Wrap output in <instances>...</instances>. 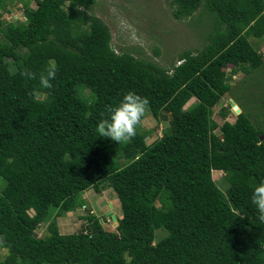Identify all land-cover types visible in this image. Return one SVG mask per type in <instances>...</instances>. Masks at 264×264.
Returning <instances> with one entry per match:
<instances>
[{
	"label": "trees",
	"instance_id": "16d2710c",
	"mask_svg": "<svg viewBox=\"0 0 264 264\" xmlns=\"http://www.w3.org/2000/svg\"><path fill=\"white\" fill-rule=\"evenodd\" d=\"M97 1L37 0L25 20L5 23L0 0L3 264H264V224L251 203L264 180V128L248 102L234 122L213 117L235 73L264 69L250 40H264V0H172L179 19L211 15L204 45L172 67L118 51ZM49 61L58 69L51 89L20 75ZM128 91L146 97L157 120L170 115L160 138L149 143L140 126L127 143L99 137L106 105ZM230 111L221 107L223 117ZM103 183L120 201L116 230L92 213L79 231L62 233L58 218L85 207L83 193Z\"/></svg>",
	"mask_w": 264,
	"mask_h": 264
},
{
	"label": "rangeland",
	"instance_id": "374dc122",
	"mask_svg": "<svg viewBox=\"0 0 264 264\" xmlns=\"http://www.w3.org/2000/svg\"><path fill=\"white\" fill-rule=\"evenodd\" d=\"M171 2L172 0H98L93 11L110 26L113 45L118 51L121 48L134 49L137 50L135 53L141 57L153 59L165 67H172L178 63L179 56L184 50L204 45V36L211 30V15L205 11L201 13L200 10L196 12L194 18L179 19L173 14L174 7ZM6 3V8L2 9L5 23L25 20V10L37 6V0H6ZM250 40L264 55V40L259 41L254 38ZM231 83L234 91L225 95L220 105L215 107L214 119L219 125L226 120L234 122L237 114L233 111V103L239 105L241 102H248L251 113L255 114L254 121L264 128V112H261L264 104L259 106L260 99L264 96V69L250 75L242 72L235 73ZM194 101L191 100L186 107ZM221 107L231 108L226 117L222 116ZM165 116L159 121L151 110L147 109L140 128L147 134L149 143L169 130L170 115L165 114ZM219 130L218 128L217 131ZM223 176L224 173L221 171L214 172L215 180L222 190L226 191L229 183L223 180ZM0 183H3L2 178ZM101 189L97 191L92 188L84 192L86 206L58 218L62 233L79 231L87 222L85 216L92 213L100 217L101 222L105 220L103 225L108 230H116V222L108 215V212L112 210L117 217L121 216L119 198L108 183H103ZM46 232L47 223L37 229L39 236L45 235ZM161 235L162 233L159 234ZM7 253V248L0 250V264H3Z\"/></svg>",
	"mask_w": 264,
	"mask_h": 264
},
{
	"label": "clouds",
	"instance_id": "9594fccd",
	"mask_svg": "<svg viewBox=\"0 0 264 264\" xmlns=\"http://www.w3.org/2000/svg\"><path fill=\"white\" fill-rule=\"evenodd\" d=\"M57 71L55 62L49 61L48 66L39 73L24 68L20 75L29 80L38 79L41 88L51 89ZM38 94L36 89L29 92V96L33 97H37ZM148 104L149 101L146 97H142L134 91H128L117 104L106 105V115L102 113L103 118L98 121L96 127L99 137L110 139L117 144L130 142L137 134V129L141 125ZM251 203L257 210V219L264 224V180L254 186Z\"/></svg>",
	"mask_w": 264,
	"mask_h": 264
},
{
	"label": "water",
	"instance_id": "95a60500",
	"mask_svg": "<svg viewBox=\"0 0 264 264\" xmlns=\"http://www.w3.org/2000/svg\"><path fill=\"white\" fill-rule=\"evenodd\" d=\"M233 111H234L236 114H240L242 110H241V108L239 107V105H237L236 103H233ZM111 208H113V204H112V203H111ZM108 215H109L110 217H112V219L116 222V225L119 224L118 219H117V216H116V214H115L114 211L110 210V211L108 212ZM104 221H105V220H104ZM104 221L102 220V222H104Z\"/></svg>",
	"mask_w": 264,
	"mask_h": 264
}]
</instances>
